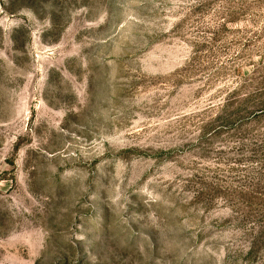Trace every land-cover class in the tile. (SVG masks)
<instances>
[{"label":"rangeland","instance_id":"374dc122","mask_svg":"<svg viewBox=\"0 0 264 264\" xmlns=\"http://www.w3.org/2000/svg\"><path fill=\"white\" fill-rule=\"evenodd\" d=\"M262 101L264 0H0V264H264Z\"/></svg>","mask_w":264,"mask_h":264},{"label":"trees","instance_id":"16d2710c","mask_svg":"<svg viewBox=\"0 0 264 264\" xmlns=\"http://www.w3.org/2000/svg\"><path fill=\"white\" fill-rule=\"evenodd\" d=\"M257 111H259V113H258L259 116L264 115V101H262V102L258 105ZM256 114H257V113H256ZM259 116H256V117H259ZM260 144H261V145H260L261 150L264 151V133H263L262 137L260 138ZM263 176H264V175H263ZM257 179H258L259 181H262L260 175L257 177ZM256 185H257V184H255V187H256ZM256 198H259V197H256ZM249 202H250V201H249ZM250 203L255 204V202H254V203H253V202H250Z\"/></svg>","mask_w":264,"mask_h":264}]
</instances>
